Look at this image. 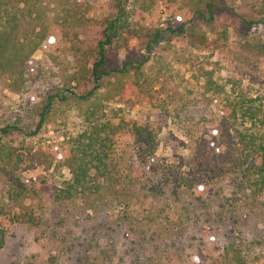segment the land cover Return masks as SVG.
I'll use <instances>...</instances> for the list:
<instances>
[{
    "label": "rangeland",
    "instance_id": "rangeland-1",
    "mask_svg": "<svg viewBox=\"0 0 264 264\" xmlns=\"http://www.w3.org/2000/svg\"><path fill=\"white\" fill-rule=\"evenodd\" d=\"M123 10L110 54L118 67L147 62L90 98L72 95L92 88L95 44ZM1 13L27 50L42 23L55 38L33 52L23 85L0 75V264H229L219 260L226 226L207 221L221 204L249 214L242 246L264 257L253 170L264 26L245 21L264 16V0H2ZM51 92L69 97L42 118ZM135 124L153 133V154L143 156ZM90 142L110 172L92 166L85 191H69L78 146ZM206 227L220 232L214 243Z\"/></svg>",
    "mask_w": 264,
    "mask_h": 264
},
{
    "label": "trees",
    "instance_id": "trees-1",
    "mask_svg": "<svg viewBox=\"0 0 264 264\" xmlns=\"http://www.w3.org/2000/svg\"><path fill=\"white\" fill-rule=\"evenodd\" d=\"M1 9L2 0H0V75H8V79L11 80V83H9L8 86L14 88L15 84L17 85L20 83L23 85L26 82V77L28 76V74H30V72H28V68L29 63L32 60L31 57L33 52L38 47L43 46L42 44L44 43V41H47V43L53 41L55 38V34H49L50 32L47 30V27L42 23L39 27V31L37 32L38 37H35L37 41L32 47H30V49L27 50V41H21V39H19L18 27H16V24H13L11 20H5V17L1 13ZM127 19L128 17L125 16V12L123 10L121 14H117L114 18L108 19L106 21V25L103 28L102 35L97 40L94 47V58L90 68V82L93 86L88 91L79 95H77L75 91L70 90L72 95L79 96L84 99L90 98L99 88H101L102 81L105 78L118 73H128L134 70L137 73L140 72L141 67L148 60L147 56L142 58L141 60L127 58L123 66L118 67L115 61V57L111 56L110 54L111 47L115 43L116 37L122 30V23L124 22L123 20ZM245 21L250 25L256 24L264 26V16ZM31 42L33 43L34 41ZM68 97L69 95L56 92L46 93L44 97L45 105L42 108L41 117L44 118V114L48 111L49 108L52 107L55 101H63L68 99ZM139 128H141V124H135L136 136L142 142L143 146L145 145V147L142 148L143 156L153 154V149H149L147 146L151 144L150 139H153V133H149L148 127L144 126V131H147V136H145L141 131H139ZM81 136L84 137L86 136V134L84 133ZM86 137L92 139L94 135H87ZM78 140V142H80V139ZM81 146H78L80 148L77 149L80 157H76L75 155H73V157H76L74 159L80 160L82 164L80 163L78 166H72L73 177L71 181L67 182L69 191L71 189H73L74 191H85L86 177L92 166H94L99 172H101L102 175L108 174L110 172L107 164L103 162V155L99 154V152L95 148L93 149L92 142L81 144ZM93 154L95 156H93ZM253 170L256 177V184L259 186V189L262 191V193H264V142L261 143V145L256 150ZM155 173L159 175V172ZM175 181H177V179ZM175 181H171L172 183L169 181V183L164 182L166 187L168 186V190L172 192V195L177 194V191H175L174 187L176 184ZM152 185H154L153 190H155L157 187L156 182H152ZM220 206L221 207H219V209L210 212L207 217V221H209V223L213 222L223 224L221 226H226L227 231L226 233H224V237L222 236V238L225 240V244L222 245V250L219 254V260H228L229 264H259L261 260L264 261V257H260L259 255L253 257L250 255L248 250L242 246L245 240L241 235V229H239V226L242 225V222L244 220L249 219V214L236 215V210H238V208L234 207L235 205L221 204ZM125 216L127 217V215ZM126 217L123 216L121 224L126 223ZM192 217L193 215H190V218ZM168 221L171 222L172 219L168 218ZM132 222L134 221H130L129 224L132 225ZM133 231L134 233H137L139 235L136 230L133 229ZM2 232L3 229L0 228V233ZM205 234L209 237L207 241H210L211 243H214L217 239L216 237L221 235L220 232H212V228H207ZM263 237L264 231L262 232V234H259V238L261 240ZM3 241L4 236H0V246L3 245ZM207 241H203L202 243L206 244ZM138 244L142 245V243L140 242Z\"/></svg>",
    "mask_w": 264,
    "mask_h": 264
}]
</instances>
